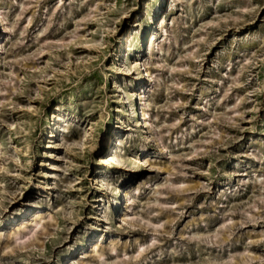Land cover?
Instances as JSON below:
<instances>
[{
	"label": "rangeland",
	"instance_id": "374dc122",
	"mask_svg": "<svg viewBox=\"0 0 264 264\" xmlns=\"http://www.w3.org/2000/svg\"><path fill=\"white\" fill-rule=\"evenodd\" d=\"M0 264H264V0H0Z\"/></svg>",
	"mask_w": 264,
	"mask_h": 264
},
{
	"label": "bare ground",
	"instance_id": "6f19581e",
	"mask_svg": "<svg viewBox=\"0 0 264 264\" xmlns=\"http://www.w3.org/2000/svg\"><path fill=\"white\" fill-rule=\"evenodd\" d=\"M152 42L155 41V36L152 37ZM134 64V63H133ZM136 67L137 69L139 68V66H141V64L138 61H135ZM142 67V66H141ZM142 76V75H140ZM141 95V94H140ZM114 159L112 154H109L106 158H104L103 163L104 164H110L112 162V160Z\"/></svg>",
	"mask_w": 264,
	"mask_h": 264
}]
</instances>
